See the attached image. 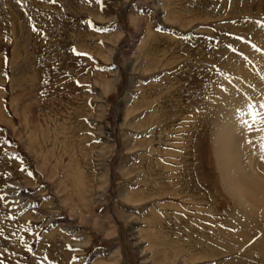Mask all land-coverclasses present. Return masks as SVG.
<instances>
[{
	"label": "rangeland",
	"instance_id": "374dc122",
	"mask_svg": "<svg viewBox=\"0 0 264 264\" xmlns=\"http://www.w3.org/2000/svg\"><path fill=\"white\" fill-rule=\"evenodd\" d=\"M263 78L264 0H0V264H264Z\"/></svg>",
	"mask_w": 264,
	"mask_h": 264
},
{
	"label": "snow or ice",
	"instance_id": "6c2138e0",
	"mask_svg": "<svg viewBox=\"0 0 264 264\" xmlns=\"http://www.w3.org/2000/svg\"><path fill=\"white\" fill-rule=\"evenodd\" d=\"M260 108L264 109V102L260 104ZM248 115L251 117L252 123H248L245 121V126L250 131L253 125H259L260 127H257V131L261 133L260 140H259V149L261 152L260 159L264 161V112H258L256 111L255 107L252 104L248 105ZM0 199H3V197H0Z\"/></svg>",
	"mask_w": 264,
	"mask_h": 264
},
{
	"label": "bare ground",
	"instance_id": "6f19581e",
	"mask_svg": "<svg viewBox=\"0 0 264 264\" xmlns=\"http://www.w3.org/2000/svg\"><path fill=\"white\" fill-rule=\"evenodd\" d=\"M262 76V75H261ZM260 78V77H259ZM264 79V78H263ZM260 80V79H259ZM264 81V80H263ZM263 84H264V82H263ZM259 85V84H258ZM257 86V85H256ZM261 88V87H260ZM264 88V87H263ZM251 95V94H250ZM264 95V94H263ZM231 97V96H230ZM259 99V98H258ZM242 100V99H241ZM239 101V100H238ZM236 102V101H235ZM236 104V103H235ZM239 104V103H238ZM237 104V105H238ZM226 107V106H225ZM241 107V106H240ZM240 109V108H239ZM235 110V109H234ZM229 113V112H228ZM230 119V118H229ZM240 119V118H239ZM240 123V122H239ZM244 123V122H243ZM242 125V124H241ZM241 127V126H240ZM232 131V130H231ZM259 136V135H258ZM248 148V147H247ZM218 160V159H217ZM223 170H224V168H223V166H222V173H223ZM250 174H252V173H250ZM254 177H257V179H255V180H258V181H260L261 182V180L262 181H264V176H262V175H255V174H252ZM223 176H224V174H223ZM255 184H258V182H255ZM234 192L236 193V194H240L241 193V189H236V190H234ZM228 224H230V225H232V223L231 222H229ZM233 228V227H232ZM225 231H227V232H229L228 230H224L223 232H225ZM221 232V231H220ZM231 234H238V230L236 229L235 230V233H232V232H230ZM240 237H242L241 235L239 236V238ZM221 238H223V237H221ZM252 238L253 237H249V240H252ZM132 239V238H131ZM253 251V250H252ZM259 254H263V251L262 250H260L259 252H258ZM250 255V254H249ZM140 263H144V262H140Z\"/></svg>",
	"mask_w": 264,
	"mask_h": 264
}]
</instances>
